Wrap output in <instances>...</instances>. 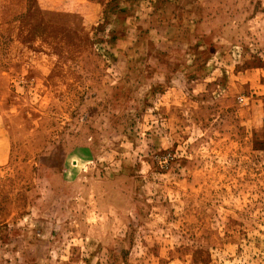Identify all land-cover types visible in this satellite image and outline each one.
I'll list each match as a JSON object with an SVG mask.
<instances>
[{
  "label": "rangeland",
  "instance_id": "obj_1",
  "mask_svg": "<svg viewBox=\"0 0 264 264\" xmlns=\"http://www.w3.org/2000/svg\"><path fill=\"white\" fill-rule=\"evenodd\" d=\"M0 264H264V0H0Z\"/></svg>",
  "mask_w": 264,
  "mask_h": 264
},
{
  "label": "crops",
  "instance_id": "obj_2",
  "mask_svg": "<svg viewBox=\"0 0 264 264\" xmlns=\"http://www.w3.org/2000/svg\"><path fill=\"white\" fill-rule=\"evenodd\" d=\"M4 134L6 135V132L3 127H0V160L4 157L8 147V141Z\"/></svg>",
  "mask_w": 264,
  "mask_h": 264
}]
</instances>
